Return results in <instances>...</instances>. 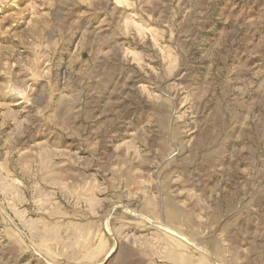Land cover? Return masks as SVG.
<instances>
[{
  "label": "rangeland",
  "instance_id": "374dc122",
  "mask_svg": "<svg viewBox=\"0 0 264 264\" xmlns=\"http://www.w3.org/2000/svg\"><path fill=\"white\" fill-rule=\"evenodd\" d=\"M0 264H264V0H0Z\"/></svg>",
  "mask_w": 264,
  "mask_h": 264
}]
</instances>
